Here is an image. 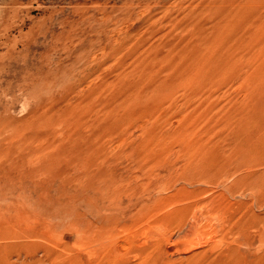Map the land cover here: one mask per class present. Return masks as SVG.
<instances>
[{
  "label": "rangeland",
  "instance_id": "rangeland-1",
  "mask_svg": "<svg viewBox=\"0 0 264 264\" xmlns=\"http://www.w3.org/2000/svg\"><path fill=\"white\" fill-rule=\"evenodd\" d=\"M263 147L264 0H0V217L94 197L107 170L136 195L159 170L185 204L177 176L262 171Z\"/></svg>",
  "mask_w": 264,
  "mask_h": 264
},
{
  "label": "bare ground",
  "instance_id": "bare-ground-1",
  "mask_svg": "<svg viewBox=\"0 0 264 264\" xmlns=\"http://www.w3.org/2000/svg\"><path fill=\"white\" fill-rule=\"evenodd\" d=\"M156 156V166L161 165L160 154ZM207 167L200 165L177 176V181L185 183L178 192L186 190L192 195L185 204L172 205L171 198L161 194L174 185L165 178L159 182V170L145 189L147 196L136 195L139 187L126 186L113 170V175L107 170L101 174L103 179L97 178L101 180L98 187L91 185L96 187L94 197L80 203L71 198L66 206L59 200L40 199V206L47 208L34 216L22 208L8 217L2 215L0 264H264V213L256 212V208L264 209V169L258 171L251 160L221 165L212 172ZM204 185L218 194L202 198L208 191ZM69 202L89 207L94 224L86 220V214L69 210ZM45 214L57 220L51 223ZM61 229L63 233L58 234ZM206 229L214 230L218 240L201 251L191 247ZM70 234L75 237L73 244Z\"/></svg>",
  "mask_w": 264,
  "mask_h": 264
}]
</instances>
